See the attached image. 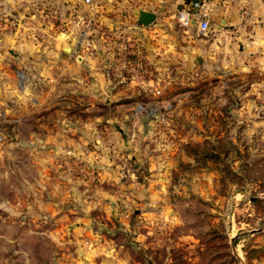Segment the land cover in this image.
Segmentation results:
<instances>
[{
    "label": "rangeland",
    "instance_id": "rangeland-1",
    "mask_svg": "<svg viewBox=\"0 0 264 264\" xmlns=\"http://www.w3.org/2000/svg\"><path fill=\"white\" fill-rule=\"evenodd\" d=\"M47 1L7 0L0 14V39L20 37L16 55L36 92L27 116L0 105V264H264V22L255 10L241 3L224 21L195 0L209 20L202 34L176 17L193 0H93L63 14ZM141 10L155 19L143 25ZM76 14L77 31H47ZM65 32L81 33L128 96L94 101L93 116L73 101L77 133L94 124L93 139L83 154L47 162L66 106L44 94L55 75L47 45Z\"/></svg>",
    "mask_w": 264,
    "mask_h": 264
},
{
    "label": "crops",
    "instance_id": "crops-1",
    "mask_svg": "<svg viewBox=\"0 0 264 264\" xmlns=\"http://www.w3.org/2000/svg\"><path fill=\"white\" fill-rule=\"evenodd\" d=\"M165 1L174 2V0ZM179 1L180 0H176L175 2ZM208 1L212 11L217 12L219 18L224 21L232 18L231 14L235 13L237 5L246 3L255 10L258 18L264 22V0ZM6 2L7 0H0V14L3 10L2 5L6 4ZM9 2L13 5L12 7H15L18 0H9ZM103 2L107 4L110 3V0H103ZM142 2L148 3V6L153 7V4L159 6L162 0H142ZM83 6L84 5L77 0L47 1L48 12L50 14L54 11L62 14L71 10L76 11V9ZM51 19L53 18L51 17ZM95 20L103 24H112V18L107 15L96 14ZM79 21L80 17L76 14L75 17L71 19V23L66 25L50 23L47 27V31H58L59 28L62 29V31H77L79 29L77 25ZM50 22H52V20H50ZM258 36L264 37V31H258ZM259 37L258 44L262 45L264 49V39L262 41ZM49 43L50 44L47 45V51L52 58H47V67H52L55 70V75H47L51 79L49 83L50 91H46L44 94H47L49 101L60 98V101L65 103L66 106L59 110L60 114L57 124L53 123V125H56V129L54 130L58 132L56 134L60 138L58 141H55L56 134L50 135V140H48L50 143L47 145V154H49L47 162L54 160L53 157L55 155L64 158L66 153V155L69 153L72 157H77L82 153V148L84 147L82 144L86 142L85 140L93 139L87 127L93 129L94 124H85L86 129L80 134L77 133L82 127L78 129L74 121L70 119L72 114H76L75 109L72 107L75 105L73 101H85L84 104H88L84 109L87 110L86 114L93 116L94 101H99L101 98L102 100H116L128 96L127 91L115 86L117 82L115 83L111 73L106 71V65L100 60L99 56H96L95 52H88L84 49L85 39L81 38V33L71 34L65 32L63 39L53 37ZM21 45L22 43L18 35L11 36L5 33L0 39V52H3V55L0 54V105H3L1 102L2 100L8 101L7 106H4L2 109L6 112V115L9 114L16 119L21 116L29 115L34 107L32 104L36 101V92L34 90L35 82L33 77H30V73L27 70L29 68L26 64H23L19 56L16 55L19 53ZM66 48H68L69 51H66ZM10 49H13L15 52L11 57L5 54L6 51L10 52ZM261 52L263 54H259V60H261L260 64L264 67V50ZM20 72L24 74V79H21ZM138 82L139 84H149L152 80L141 79ZM117 107L118 111L125 113V107L122 105ZM2 109L1 111H3Z\"/></svg>",
    "mask_w": 264,
    "mask_h": 264
},
{
    "label": "built area",
    "instance_id": "built-area-1",
    "mask_svg": "<svg viewBox=\"0 0 264 264\" xmlns=\"http://www.w3.org/2000/svg\"><path fill=\"white\" fill-rule=\"evenodd\" d=\"M83 5H92L93 0H77ZM203 5L198 1H189L176 12V17L182 25H196L200 33L206 34L209 30V20ZM158 92V91H157Z\"/></svg>",
    "mask_w": 264,
    "mask_h": 264
},
{
    "label": "water",
    "instance_id": "water-1",
    "mask_svg": "<svg viewBox=\"0 0 264 264\" xmlns=\"http://www.w3.org/2000/svg\"><path fill=\"white\" fill-rule=\"evenodd\" d=\"M155 19V14L149 11L141 10L138 12V20L143 25H148ZM66 51H69L68 48H66Z\"/></svg>",
    "mask_w": 264,
    "mask_h": 264
}]
</instances>
